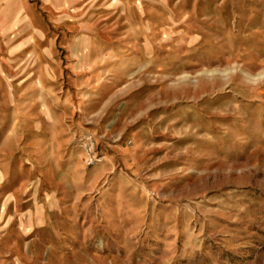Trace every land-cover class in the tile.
Returning a JSON list of instances; mask_svg holds the SVG:
<instances>
[{"label":"rangeland","instance_id":"1","mask_svg":"<svg viewBox=\"0 0 264 264\" xmlns=\"http://www.w3.org/2000/svg\"><path fill=\"white\" fill-rule=\"evenodd\" d=\"M0 264H264V0H0Z\"/></svg>","mask_w":264,"mask_h":264}]
</instances>
